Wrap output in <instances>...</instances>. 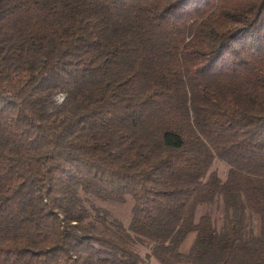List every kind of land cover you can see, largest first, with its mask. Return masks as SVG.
<instances>
[{"label": "trees", "instance_id": "1", "mask_svg": "<svg viewBox=\"0 0 264 264\" xmlns=\"http://www.w3.org/2000/svg\"><path fill=\"white\" fill-rule=\"evenodd\" d=\"M152 258L264 264V0H0V264Z\"/></svg>", "mask_w": 264, "mask_h": 264}, {"label": "rangeland", "instance_id": "2", "mask_svg": "<svg viewBox=\"0 0 264 264\" xmlns=\"http://www.w3.org/2000/svg\"><path fill=\"white\" fill-rule=\"evenodd\" d=\"M212 170H216L222 178H225L228 174L229 165L225 161L217 159L214 162ZM100 205L103 206L106 210H108L111 218L118 219L124 223H129L131 218V207H132L131 201L125 204L100 203ZM204 213H210L218 225L222 224L224 219V206L222 200L218 199L216 202L212 204L200 206L197 213V219L200 217V215ZM252 222H253V226L257 228V219L253 218ZM194 236L195 235L192 234L188 237V239H186L183 245L184 249H188L190 247L192 240L194 239ZM137 249L139 250L141 255L145 258L148 249L144 246H138ZM148 264H159V263L154 258H152L148 261Z\"/></svg>", "mask_w": 264, "mask_h": 264}]
</instances>
